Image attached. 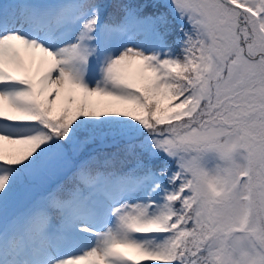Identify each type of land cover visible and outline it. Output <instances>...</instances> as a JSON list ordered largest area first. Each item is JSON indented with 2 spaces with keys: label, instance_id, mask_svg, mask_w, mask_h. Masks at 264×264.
Wrapping results in <instances>:
<instances>
[{
  "label": "snow or ice",
  "instance_id": "snow-or-ice-1",
  "mask_svg": "<svg viewBox=\"0 0 264 264\" xmlns=\"http://www.w3.org/2000/svg\"><path fill=\"white\" fill-rule=\"evenodd\" d=\"M264 264V0H0V264Z\"/></svg>",
  "mask_w": 264,
  "mask_h": 264
},
{
  "label": "rangeland",
  "instance_id": "rangeland-1",
  "mask_svg": "<svg viewBox=\"0 0 264 264\" xmlns=\"http://www.w3.org/2000/svg\"><path fill=\"white\" fill-rule=\"evenodd\" d=\"M145 264H148V262H145Z\"/></svg>",
  "mask_w": 264,
  "mask_h": 264
}]
</instances>
